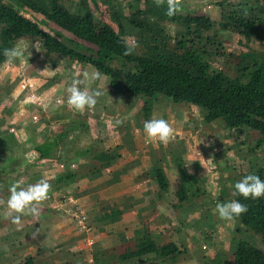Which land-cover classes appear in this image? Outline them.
<instances>
[{"label": "trees", "instance_id": "obj_1", "mask_svg": "<svg viewBox=\"0 0 264 264\" xmlns=\"http://www.w3.org/2000/svg\"><path fill=\"white\" fill-rule=\"evenodd\" d=\"M89 1L0 0V68L5 64V48H12L21 42H36L42 61L53 56L73 65L99 70L104 79L103 88L98 90L101 92L99 98L106 103L105 109L113 116L129 113L125 106L134 105L139 100L143 102L142 109L151 113L154 102L161 97L164 101L202 109L206 124L218 122L223 129L254 134L249 151L256 155L264 154V58L246 62L244 57L234 56L237 59L234 65L236 74L230 77L221 71L211 70L203 59L204 51L192 47L195 38L214 32L215 23L208 16L177 13L169 17L166 15V3L157 7L154 0H133V4L137 3L139 7L124 20L126 17L119 0H98L102 6L110 8L111 22H108L93 14ZM131 7L129 5L128 8ZM229 9L222 12L218 31L234 33L243 38L246 44L257 40L261 27H264V18L259 12L254 14V8L246 3L232 5ZM259 11L261 13L263 9ZM29 13L35 18L28 17ZM125 21L147 50L144 56L135 53L124 55L127 43ZM165 23L177 24L184 30L171 51L167 48L169 38L165 34ZM47 28H56L58 32L53 34ZM35 63L41 65V61ZM97 109L93 112L96 118L103 107ZM76 115L72 116L69 111L57 116L56 121L64 122L60 132L46 136L42 143H34L33 146L37 155L36 165L43 168L47 165L50 170L61 167L48 183L52 193H60L58 198L62 202L67 201L72 193L78 195L77 188L82 192L87 188L96 189L92 181L120 158V148H126L131 155L135 154L130 147L128 133L120 134L119 147L105 149L100 137L93 136L86 116ZM128 122L126 118L118 126L124 128ZM71 134L80 135L65 148V140ZM170 154L176 179L174 202L170 203H175L176 207L189 200V207L194 206L192 210H198L195 200L205 194L198 185L200 178L190 172L180 151L171 150ZM250 167L248 174L258 175L264 180V161L260 160V163L251 164ZM20 168L16 165L10 172L0 169V185L10 181L8 185L11 187L26 172ZM155 170L161 169L156 168L153 173ZM156 183L159 193L168 192L165 176L156 179ZM233 191L234 185L231 189L222 187L214 198L216 204L228 202L231 198L248 207L246 214L233 221L234 235L230 238L228 256L232 264H264V197L244 199L233 196ZM216 218L218 222V215ZM189 226L191 224L187 223ZM241 233L242 236L238 237ZM152 237L150 234L142 235L133 248L124 251L119 250L117 244L111 247L103 242L100 248H93L92 263L164 262L184 253L174 242L161 244L159 238ZM202 258L205 259L204 256ZM15 264H35L34 257L21 259ZM209 264L219 263L210 259Z\"/></svg>", "mask_w": 264, "mask_h": 264}, {"label": "rangeland", "instance_id": "obj_2", "mask_svg": "<svg viewBox=\"0 0 264 264\" xmlns=\"http://www.w3.org/2000/svg\"><path fill=\"white\" fill-rule=\"evenodd\" d=\"M119 2L122 6V11L126 17L124 20H127L129 15H131V13H133L136 8L139 7L137 3L133 4V0H119ZM238 3H246L248 6L253 7V13L256 14L259 12L260 16L264 18V0H181L182 11L179 12V14L181 15L191 13L196 14L198 16H208L210 19H212V21L215 23L214 32H209L205 34L206 38L205 36L195 38L192 42V47L194 49L204 51L203 59L210 65L211 70L218 72L221 71L230 77H233L236 74V71L234 70V65L236 64L237 59L235 57L238 58L242 56L244 57L246 62L261 60L262 58H264V27H261L260 33L258 34V39L251 41L249 44H246L243 38L237 36L234 33L218 31V23L221 20L222 12L230 10L229 8L232 5H236ZM89 4L93 11V14L96 17L103 18L104 20L111 22L110 8L102 6V4L98 3V0H95V3L93 2V0H90ZM129 5H131L132 7L128 8ZM114 7V9L116 10L117 5H115ZM260 8L263 9V12L261 13L259 11ZM27 16L33 19L35 18L30 13ZM37 17L38 19H41L40 16ZM124 26L127 32V44L128 46L132 47L131 53L144 56L147 50L143 48L140 44L141 42H139L138 40V35L135 36L126 21L124 22ZM164 28L165 34L169 38L167 48L169 49V51H171L175 48V42L178 41L179 36L184 34V30L181 26L172 23H165ZM47 30L51 31L53 34H55L56 31L58 32L56 28H47ZM60 33L61 32H59V34ZM63 36L67 37L68 35L63 34ZM20 44L22 46V53L24 59H17L12 64L5 63L0 68V104H2L3 107H5V105H12L11 103L13 100L10 97L2 101V98L4 97L2 95L6 91L13 89L11 88V86L16 87L15 85H19L21 81H27L28 76H37L39 80H37L35 84H33L34 82H32V85L35 86L34 88L38 89L39 87H41L39 83H41V80H43L44 77H46L47 75L45 72H48L49 75L54 74V72L58 73L56 69H53V67H51V69L47 65L55 63L56 65L60 66V69H62V71L58 73L56 82L61 81L60 79L62 77H68V79H70V74L74 71L72 70V63H69L64 59H58L56 57L51 56L48 59L42 61V58L39 54L40 47L36 42L27 41L21 42ZM153 54L157 53L154 52ZM231 55H233V58H230ZM36 61H41V65L39 67L35 63ZM44 64H46L45 67L43 66ZM46 68H48V70L44 71ZM36 70H39V74H37L38 72H36ZM23 85H26V91L28 90L27 92H29V89H31L30 87L32 86L28 85H31V83L29 84L27 82H24ZM63 85L64 82H62L61 87ZM82 86L84 87L85 85ZM18 87L19 86H17L16 88ZM26 91L22 92V95ZM19 95L21 94L19 93ZM19 95L15 97L16 100H18ZM60 95L63 96V94H59V98L61 97ZM99 101L100 98H98V103L95 106V111L98 110V105L102 104H99ZM61 103H65V105H67V102L62 98H60L59 102L55 103V105ZM182 105L183 103L175 104L168 100L164 101L160 97L159 101L154 102V106L152 108L151 113H148V111L142 109L143 102L139 100L138 102L134 103V105L125 106L129 112L127 114L122 113L120 116H113L112 114H110V112L105 113L106 111L104 112L103 110L100 115H102V117H104L103 115L107 117L110 114L109 117H112V120H106V127L109 125V122L110 125L108 127L114 128L116 126L120 128L118 125L115 124L117 120L123 122L126 120V118H128L129 122L126 125L128 128L124 127L121 129H127L125 131H127L128 134L130 133L132 136H134V133L132 132L134 128L136 130L140 129V133L138 132V136H142V144L140 143L139 148L142 147L141 150L145 151V149L147 148L149 150H153L154 147H157V151L160 154L159 156H151V161L153 162H157L159 160V162L164 163H167L169 161L171 162L170 151H181V148L183 147V145L181 146L183 139L185 137L189 139L193 138L196 144L200 146V151L202 153H208L210 155L209 156L208 154H206L205 156H203L202 153L199 152L201 153L202 158H204V161L207 158H211L209 161L206 160V175L210 177L209 179H231V181L228 180V182H225L227 185H220L219 189L222 187L231 189V187L236 182L241 180L244 175L249 173L251 164L260 163V160L262 162L264 161V157H258V155L264 156V154L256 155L254 152L250 153L249 151V143L252 141V138L255 137L254 134L246 133L244 130H226L223 129L218 122L211 123L212 125L206 124L204 120V112L202 111V109L192 105H188L186 107ZM191 108L193 110H191ZM168 109L173 112L174 116L172 120H170L168 115H165ZM0 110V115H2L4 112H7L6 110H4V108H1ZM48 111L49 112L47 113V115L51 118L46 120L47 124L51 123V119H55L56 121V119H58L57 116H62L65 112L70 111L71 115L74 117L77 116L76 114L80 115V113H82L72 111L71 109L68 110L67 108L54 106H51ZM156 113L158 114L155 118H163L167 120L174 128L175 139L170 141L166 145L157 142V145L153 146L154 144H150V146H147V148H145L143 142L144 140L147 141L148 139L146 138V134L144 133V131H142L143 125L146 120L154 118ZM63 124L64 122L59 124L56 122V126L58 125L59 129L63 126ZM178 129L181 131H185V137L183 133L176 134V131ZM26 134L29 135L30 131ZM29 137H31L32 145L34 146V143H37L35 142V136L33 134H30ZM4 139L5 140L1 138L0 142L2 143L0 144H3V147L5 148L7 147V151H0V169H6L7 172H10V170L13 169L14 166L19 165L21 167L20 169L25 170L26 172L24 175H21L18 179H22L23 181L28 180V182L33 181L32 179H50L47 181L52 180L54 176L51 178H47L46 175L43 173V166L29 164V167L26 168L27 165L22 164L23 158H21V155L23 150H20V147L17 146L14 149H11V143H9L8 138ZM26 141L30 142L29 138H27ZM189 143L190 142H187V144ZM28 149H30V146L28 147ZM138 151L135 150L136 155ZM25 153H28L27 150H25ZM143 155L140 154V156ZM170 164L173 165L172 162ZM154 173H152L150 177L146 175L147 179L156 180L161 179L162 176H169L168 173H165V170L162 169L155 170ZM174 181V177L167 179V183L169 185L168 190H170V192L171 189L173 190L172 187H175ZM8 182H6L5 185L4 183L0 185L3 190V193L0 191V195L4 194L9 196L10 187L8 185ZM77 190L75 191L79 192L80 195L81 193H88V195L91 197V199L89 197L90 202L86 204L85 202H82L80 200L79 202L75 201V198L78 196L77 193L70 194L67 201L62 202L58 198L60 196V193L55 194L51 191L49 192V198L42 204H48V207L50 205V207L52 208H49V210L41 208V212L38 217L39 219L37 220L39 221L38 224L39 226H41V224H45L47 222L50 223L51 221H60L59 223L61 224V226L59 229L53 231L52 229L44 228L41 232V235H43L38 238L40 240L36 243L33 242L34 236H31L27 242L26 239L29 236L25 237L23 236V234H21L22 230L20 229L22 227L28 226H24L25 222L23 220H21V226H17L11 223V218H5L7 200L2 199L5 201V204H0V264H15V262H18L21 259H26L31 254L34 257L35 264H38L39 262V264H93L91 260V253L93 250L92 245H95L96 241H98L101 245V243H103L104 241H108L109 239H114V241L118 243V249L121 251H124L128 248H133L135 241L137 240H133L135 237V232L131 230L127 231L128 229H124L123 231L124 225L120 223L122 217L120 218L119 216H104V220H106L104 221V223L108 222V224H106L107 228L104 233L103 231L99 232V229L102 230L105 228H103L102 225L97 224L99 216L102 217L103 212L105 211L103 197L95 193V190L93 188H87L84 192H82L80 188H77ZM175 192L176 190L174 189L172 191V194L174 196ZM215 193H218V191H216ZM215 195L217 196V194ZM189 202L190 201L187 200V202L181 203L184 205H186L187 203V215L190 213V216L183 215L184 217L181 218L182 222L179 221V219L177 218L178 213L175 212L173 209H162V213H164V215H167V217L169 215V217H171L169 225L170 228L173 229L175 232L173 237L176 238V246L178 247L177 244H179V249L184 250L183 255H187V262H185V264H209L210 259L211 261L213 259V261L219 264H232V260L228 256L227 250L230 246V238L234 235V222H226L219 219V222L224 224L223 227L224 229L226 228V230L220 232H211L212 228L209 229V227L206 226V223L214 221V212L212 208L213 202L206 201L207 203H204L202 200L199 199V197H197L195 202L197 203L196 205H198L197 208L199 207L198 210L196 208V210H192V207L194 206L189 207ZM148 212L144 214L145 219L142 218L141 223L138 224L137 227L140 228V226H145L147 223V225L151 224L152 222L150 221V219L152 218H154V220L156 221H161V219H164V216L155 215L152 217ZM93 213L95 214L93 215ZM24 217L31 216H23L21 219H24ZM77 217L78 219H76ZM145 222L147 223L145 224ZM164 222L165 221H163V223ZM79 223L81 225H79ZM187 223L191 224L190 227L192 229V231H190V235L188 236L186 232ZM115 225L119 226L118 231L111 233L108 232L111 228L114 229L113 227ZM91 229H94L93 231L97 230V232H94V235H91ZM36 231L37 230H34L33 233H36ZM80 234L81 236H79ZM184 234L185 237H188L187 239H185ZM241 236L242 233L239 234L238 237ZM167 241V236L159 239V242L161 244H164ZM28 243H30L31 245H28ZM77 243L80 246L77 250H75L76 248L74 247L77 245ZM185 247H187V252L185 250ZM203 256L205 257V259H207V261H203L205 260L204 258H202ZM181 261L184 260L181 259ZM171 263L169 262V264ZM148 264H151V262H148Z\"/></svg>", "mask_w": 264, "mask_h": 264}, {"label": "crops", "instance_id": "obj_3", "mask_svg": "<svg viewBox=\"0 0 264 264\" xmlns=\"http://www.w3.org/2000/svg\"><path fill=\"white\" fill-rule=\"evenodd\" d=\"M37 66L39 67L40 65H37ZM43 66L45 67L46 64H44ZM47 66L49 68L53 67V69L58 68L57 69L58 73L62 71V69H60V66L56 65L55 63L51 65H47ZM72 70L74 71L73 73L70 74L71 76L70 79H68V77H62L60 79L62 82H64V85L62 87H61L62 85L61 81L56 82L58 73L54 72V74L49 75L48 72H45L47 75L46 77H44L43 80H41L42 82L39 83L41 87L39 88L37 87L38 89L34 88L35 86L32 85V82H34L33 84H35V82L39 80V78H37V76L36 77L28 76L27 81L23 80L20 82L19 85H15L16 87L19 86L18 88L11 86V88L13 89L6 91L2 95L4 96L2 98V101H4L6 98H9V97L13 101L11 103L12 105H8V106L5 105V107H3L2 104H0V109L4 108V110L7 111V112H4L2 115H0V122H1L0 123V126H1L0 127V141H1V138L3 140H5L4 138L6 139L8 138L9 143H11L10 145L11 149H14L17 146V147H20V150H23L21 158H23L22 164L27 165L26 168L29 167L28 166L29 164L35 165V162H37V155L33 149L32 139L31 137H29V135L33 134L35 136V139L37 140V141L35 140V142L40 144L43 142L46 136H51V135L59 133L60 129L58 125L56 126V122L59 124V123H62V121L59 122L58 120L57 121L52 120V122L49 123L48 125L46 120L51 118V117H48L47 115V113L49 112L48 109H50L51 106H54V107H63V108H67L68 110H70L68 105H65V103H61L58 105H55V103H58L60 98H62L63 100L67 102V95H68L67 88L70 86L73 77L77 73H82L83 71H88V72L93 71V69L88 66L81 67V66L73 65V64H72ZM36 72H38L37 74H39V70H36ZM80 78L82 79L83 77L81 76ZM24 82L25 83L27 82L29 84L31 83V85H28V86H32L30 87L31 89H29V92H27L28 90L26 91V85H23ZM103 82H104V79L101 77L99 80L95 81L92 85H90V88L94 90H100L103 88ZM24 91L26 92L22 95V92ZM54 92H57V93H54ZM19 93L21 95H19ZM59 94H63V96L60 95L61 97L59 98ZM17 95H19L18 100H16L15 98ZM99 104L100 105H98V107H101V108L103 107L104 112L106 111L105 113L109 112L107 109H105L106 107L105 102L100 101ZM95 109L96 107H94L93 109H86L82 113L80 112L78 113L86 116L93 136L100 137L103 143V147L105 149L119 147L121 145L120 134L123 132L128 133L127 131H125L127 129L124 130V129L118 128L117 126L115 128L108 127L110 125L109 122H108L109 125L107 124L108 125L107 126L108 128H107L106 120H112L111 119L112 117H109L110 116L109 114V116L107 117H105V115H103L104 117H102V115H99L96 118L94 117L95 114H93ZM191 110L193 109L191 108ZM72 111H75V110H72ZM186 113H187V110H186ZM157 114L158 113H156L154 117H156ZM165 115H168L170 120H172L174 116L173 112L170 109L166 111ZM102 124H105V125H102ZM125 127L128 128L126 125ZM29 131H30V134L27 135L26 133ZM132 132L134 133V136H132L129 133V137L131 141L130 147L134 150H137V151L139 150L140 153L138 151L137 155L133 154L134 156H132L129 153V150H127L126 148H122V149L120 148V151H119L120 158L109 169L101 172L100 176L97 179L92 181V185H94L93 187L96 188L94 189L95 193L103 197V200H104L103 204L105 205V211L103 212V216L102 217L99 216V219L97 217L98 219L97 224L102 225L103 228L105 227L102 230L99 229V232L103 231L104 233L107 228L106 224H108V222L104 223V221H106L104 220L105 217L119 216L120 218L122 217L120 223L124 225L123 231L124 229L125 230L128 229L127 231L131 230L135 232L134 234L135 237L133 240L139 239L142 235L150 234L153 236L152 238H159V237L164 238L165 236H167L168 241L165 243L174 242L176 244V241H175L176 238L173 237L175 232L173 229L170 228V225H169L171 217H169V215L168 217L167 215H164V213H162V209H165V208L173 209L175 212L178 213L177 218L179 220H182L181 218L184 217L183 215H187V203L186 205L180 203V204H177L175 207L174 205L175 203L171 204L170 202H174L173 198L175 196L172 194V191L174 189L176 190V186L172 187L173 190L171 189V192L170 190H168L167 193H159L156 180L147 179V176L150 177L151 174L153 173L152 171H154V169L158 167L159 169L165 170V173L166 172L168 173L169 178L166 175L167 179H170L171 177L175 178V171L173 169V165L170 164L171 163L170 161L167 163L159 162L160 160L157 161L158 163L151 161L152 155L159 156L160 154L157 151V147H154L153 150H149L147 146H150V144L152 145L154 144L153 146H155L157 145V141H149L147 143L144 140L143 142L144 147L147 149H145V151H142L141 150L142 147L139 148L140 143L142 144L141 142L142 136L141 137L138 136L139 135L138 132L140 133V129L136 130L134 128ZM178 133L184 134L185 131H181L178 129L176 131V134ZM79 135L80 134H71L68 137V139L65 140L66 143H64L63 146L66 148L68 144L72 143L75 139L77 140L79 138ZM184 137H185V134H184ZM27 138H29L30 142L26 141ZM187 142H190V143L187 144ZM182 145L183 147L181 148L180 153L183 159L187 162V165L189 169L191 170L190 172L195 173L200 178L198 185L200 186L201 191L205 193L199 199L202 200L204 203L206 201L213 202L212 208L214 212L213 214H214L215 223L213 222L212 225H209V226L206 225V226L209 227V229L212 228L211 232L225 231L226 228L224 229L223 227L224 224L219 221L218 222L215 221L217 218H216V213L214 211L216 207V205H214L216 204L214 201V198L216 196L215 194H217L215 192L219 190V186L227 185L225 182H228V180L231 181V179H216V178L209 179L210 177L206 175V172H207L206 171L207 169L206 160L209 161L211 158H207L204 161L203 160L204 158L200 157L201 156L200 154L202 153L200 151V146L196 144L193 138L189 139L185 137L181 143V146ZM29 146H30V149H28ZM5 150L7 151V147L5 148L3 147V144H0V151L6 152ZM25 150H27L28 153H25ZM198 152H201V153L199 154ZM140 154L141 155L144 154V155L140 156ZM206 154L208 153H202L203 156H205ZM76 166H81V164H76ZM60 168L61 167L57 166L55 170L54 169L50 170L49 168H47V165H46L43 173L46 175L47 178L48 177L51 178L54 176V173L56 174ZM20 180L22 179H18L17 181H20ZM32 180L33 181H30V182H28V180L23 181L22 187H27L28 184H35L42 179H32ZM43 180L47 181L50 179H43ZM0 191L3 193V190L1 187H0ZM8 197H9L8 195H4V194L0 195V199L7 200ZM89 197L90 196L88 195V193H83V194L81 193V195L78 194V196L75 198L76 199L75 201L79 202L80 200L87 204L88 202H90V199H91V197L90 199ZM167 199H170V201H167ZM40 207L45 208L46 210H49V208H52L50 207V205L48 207V204H44V205L42 204ZM147 212L152 217L155 215L164 216V219H161V221H156L154 220V218H152L150 219V221L152 222L151 224L147 225L148 223L145 222V224L147 223L145 226H142V227L140 226V228L137 227V225L141 223L142 218L145 219L144 214ZM94 214L95 213H93V215ZM187 216H190V213ZM38 219L39 218H34L32 216L24 217V219H21L25 222L24 226L28 225L20 229L22 230L21 234H23V236L25 237L29 236L26 239L27 242L31 236H34L33 237L34 241L32 239L33 242L36 243L37 241H39L40 239L38 238H40L43 235V234L41 235V232L43 231L44 228L52 229L53 231V230L59 229L61 226V224L59 223L60 221H51L50 223L47 222L39 226L38 224L39 221H37ZM162 220L165 222L163 223ZM30 224H32L33 226ZM113 228L114 229L111 228L108 232L111 233V232L118 231L119 226L115 225ZM189 228L187 227L186 229L187 236L190 235L191 233L190 231H192L190 226ZM34 230H37L36 233H33ZM93 230L91 233L89 232L91 235L92 234L94 235V232H97V230L96 231H93ZM79 236H81V234ZM184 237H185V234H184ZM189 237H192V236H189ZM187 238L188 237H185V239ZM111 243L113 245L118 244L116 241H114V239H109L108 241H104V244L112 247ZM96 244L92 245V248H94L95 246H97V248L101 247L98 241H96ZM28 245H31V244L28 243ZM177 245L178 247L180 246L179 244ZM79 246L80 245L77 243V245L74 247L76 248L75 250H77ZM186 249L187 247H185V250ZM31 255L29 257H33V255L32 256ZM181 259L184 261H181ZM148 262H151V264H169V262L170 263L172 262L171 264H185V262H187V255L182 254L176 258H173L171 260H166L164 262H160L156 260H152V261L144 260V261H139V262L138 261L137 262L125 261L120 264H148Z\"/></svg>", "mask_w": 264, "mask_h": 264}, {"label": "clouds", "instance_id": "obj_4", "mask_svg": "<svg viewBox=\"0 0 264 264\" xmlns=\"http://www.w3.org/2000/svg\"><path fill=\"white\" fill-rule=\"evenodd\" d=\"M165 3L167 5L166 15L169 17H173L182 11L181 0H154V4L157 7H161ZM131 51L132 47L126 43L124 55L131 54ZM3 56L5 57L6 64H12L17 59H23L21 44L18 43L12 48H5L3 50ZM46 70L48 68L44 71ZM81 76L83 77L82 79L80 78ZM100 78L101 73L99 70L77 73L67 88L68 107L76 112L93 109L98 103L101 92L91 89L90 85ZM82 85L85 86L82 87ZM121 123L122 121L120 120L115 122L116 125ZM143 131L149 141H157L166 145L175 139L174 128L163 118L154 117L146 120L143 125ZM22 184L23 180H20L11 185L9 188L10 195L6 201L5 218H11V222L17 226L21 225V218L23 216L30 215L34 218L39 217L41 212L40 206L49 198V192L51 190V185L43 179L35 184H28L27 187H22ZM233 196H241L244 199H259L264 197V180L255 174L246 175L234 184ZM0 204H5V201L0 199ZM214 211L220 220L231 222L241 215L246 214L248 207L238 200L233 199L228 202L217 203Z\"/></svg>", "mask_w": 264, "mask_h": 264}, {"label": "built area", "instance_id": "obj_5", "mask_svg": "<svg viewBox=\"0 0 264 264\" xmlns=\"http://www.w3.org/2000/svg\"><path fill=\"white\" fill-rule=\"evenodd\" d=\"M146 142L148 143V142H149V140H147ZM76 219H78V217H77ZM79 225H81V224L79 223ZM88 242H89V241H88ZM90 243H92V242H90Z\"/></svg>", "mask_w": 264, "mask_h": 264}]
</instances>
